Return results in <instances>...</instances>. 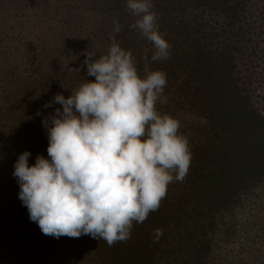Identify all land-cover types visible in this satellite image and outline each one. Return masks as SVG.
<instances>
[{
    "label": "trees",
    "instance_id": "trees-1",
    "mask_svg": "<svg viewBox=\"0 0 264 264\" xmlns=\"http://www.w3.org/2000/svg\"><path fill=\"white\" fill-rule=\"evenodd\" d=\"M17 3L22 30L0 35V264H264V0H151L170 44L161 61L132 27L127 0H0V34ZM113 36L141 77L166 73L167 102L156 107L179 121L192 160L158 210L109 247L87 234H43L13 171L25 150L30 165L37 154L47 157L37 110L54 113L62 106L45 103L94 80L86 53L107 54ZM12 44L19 52L9 53ZM156 229L163 235L154 242Z\"/></svg>",
    "mask_w": 264,
    "mask_h": 264
},
{
    "label": "clouds",
    "instance_id": "clouds-1",
    "mask_svg": "<svg viewBox=\"0 0 264 264\" xmlns=\"http://www.w3.org/2000/svg\"><path fill=\"white\" fill-rule=\"evenodd\" d=\"M137 19L132 25L154 48L153 61L169 58L170 44L157 26L151 0H127ZM114 32L120 31L114 21ZM107 54L87 52L86 79L70 95L58 93L44 108L47 157L25 150L13 176L29 218L43 234L104 240L109 247L131 238L133 222L143 223L158 210L168 185L182 182L192 154L179 121L157 110L166 103V73L141 77L132 52L111 38ZM158 241L162 229L154 232Z\"/></svg>",
    "mask_w": 264,
    "mask_h": 264
},
{
    "label": "rangeland",
    "instance_id": "rangeland-1",
    "mask_svg": "<svg viewBox=\"0 0 264 264\" xmlns=\"http://www.w3.org/2000/svg\"><path fill=\"white\" fill-rule=\"evenodd\" d=\"M15 9H16V12H12L10 14V21H12L11 23H9V27L10 28H14V30H11L10 28H7V29H4L5 31L2 32L0 35H4L8 33L9 36L12 35V33H15V34H19V31L22 30L21 27H20V23H22L24 18H23V11H24V7L20 4V3H17L15 4ZM38 25L39 28H43V23H42V20L40 19L38 22H32L31 19H28V25L31 27L32 25ZM87 25L86 23L84 24V26L80 27L81 29H78L79 28V25L76 24V29H73L71 30V36L73 37L75 34H78L80 31L86 29ZM25 28V27H24ZM7 30V31H6ZM13 31V32H12ZM15 40V37H11V41ZM12 47L8 48L7 50H9V53H17L19 51H16V47L14 44L11 45ZM85 45L83 44V47ZM45 56V55H44ZM45 60V58H43Z\"/></svg>",
    "mask_w": 264,
    "mask_h": 264
}]
</instances>
